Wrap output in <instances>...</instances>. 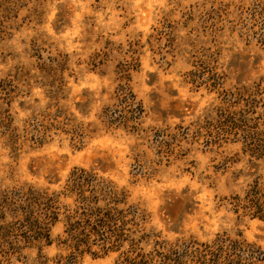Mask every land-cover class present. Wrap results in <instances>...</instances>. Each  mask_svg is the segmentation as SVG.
<instances>
[{"label": "rangeland", "instance_id": "rangeland-1", "mask_svg": "<svg viewBox=\"0 0 264 264\" xmlns=\"http://www.w3.org/2000/svg\"><path fill=\"white\" fill-rule=\"evenodd\" d=\"M121 68L143 106L138 132L98 119L115 103ZM259 78L264 0H0V96L12 100V125L27 121L34 136L49 113L65 125L17 156L0 140V188L59 190L74 167L93 170L126 189L166 240L225 232L264 251V221L237 219L224 201L256 170L239 145L203 143L220 103L214 83L233 91ZM62 230L60 222L51 229L46 264L67 254ZM25 255L38 264L36 250ZM115 257L85 255L80 264Z\"/></svg>", "mask_w": 264, "mask_h": 264}, {"label": "trees", "instance_id": "trees-1", "mask_svg": "<svg viewBox=\"0 0 264 264\" xmlns=\"http://www.w3.org/2000/svg\"><path fill=\"white\" fill-rule=\"evenodd\" d=\"M263 81L259 78L248 87L233 91H225L223 82L212 86L220 90V103L214 125L204 136V146L239 145L248 158L249 168L256 170L241 195L232 194L224 200L237 219L264 221V177L257 174V170L264 169ZM4 96H0V101L6 98V108H0V140L14 156L26 143L41 145L48 130L65 128L55 113H49L44 114L49 121L36 135L27 130V121L19 130L12 125V100L8 94ZM114 102L112 108L100 111L101 126H121L138 132L144 110L123 68L117 74ZM19 106L27 110L22 104ZM37 116L43 115L32 114L29 120ZM58 222L63 226L58 245L67 251L64 257L60 256L61 264H80L85 255H115L114 264H264V251L246 242L240 234L230 237L222 232L210 241H198L192 236L166 240L150 225L146 212L130 202L126 189L93 170L76 167L59 190L26 184L0 188V264H29L25 255L28 250H36L34 259L38 264H46L41 252L52 244L50 232Z\"/></svg>", "mask_w": 264, "mask_h": 264}]
</instances>
